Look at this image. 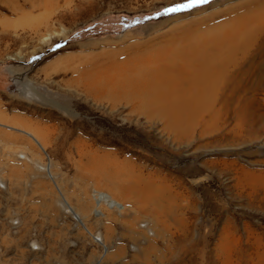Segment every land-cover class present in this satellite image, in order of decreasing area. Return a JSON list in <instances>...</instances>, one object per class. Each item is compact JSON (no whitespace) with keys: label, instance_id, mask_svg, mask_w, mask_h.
Segmentation results:
<instances>
[{"label":"rangeland","instance_id":"rangeland-1","mask_svg":"<svg viewBox=\"0 0 264 264\" xmlns=\"http://www.w3.org/2000/svg\"><path fill=\"white\" fill-rule=\"evenodd\" d=\"M246 25L253 43L208 107L174 109L185 117L176 126L89 87L111 63L168 47L211 60L217 37ZM146 181L153 193L135 187ZM261 255L264 0H0V264Z\"/></svg>","mask_w":264,"mask_h":264},{"label":"bare ground","instance_id":"bare-ground-1","mask_svg":"<svg viewBox=\"0 0 264 264\" xmlns=\"http://www.w3.org/2000/svg\"><path fill=\"white\" fill-rule=\"evenodd\" d=\"M252 29L253 28L250 27L248 29L246 25L242 29L239 28L236 32L233 30L231 33L227 34L225 32L223 35H219L220 37H217L216 40V42L219 43L218 50L215 56L214 54L209 56V59L213 58L211 60L204 59V62H198V60H196L197 58L189 60L187 59V57L190 56L188 53L184 55L179 51L180 48H170L168 47V43L165 45L168 47L167 51L165 52L164 50L163 53H158V56L155 57L154 60L146 61V59L142 57L139 61L136 59L137 62L132 64L122 63L119 65L111 63L108 67L106 66L107 68L102 69V71L104 70L103 72L98 70L102 73L103 77L100 79H93L91 77L92 80L95 81L91 82L89 87H91L90 89L93 94L96 93V98H104V96H107L110 100L117 98V101H119L121 99L120 97H123L129 103H136L137 107L145 108L150 106L148 110L152 111V113L154 112L159 118L163 119L167 117L166 121L174 123V125L175 122L176 124L178 122L182 123L185 121V117L182 115L173 116V114L177 113H172L174 109L182 112L181 109L187 106H193L194 108L204 107L205 109L210 105L209 101L215 91V87H218L217 84L224 78L228 66L230 67V65L236 64L239 54L246 51L251 43V35L254 32V29ZM230 34L236 37L232 38L231 46L223 49L226 39L228 40L226 37ZM171 41L173 42V40ZM219 45L222 48L220 50ZM182 47L183 46H181V49H183ZM203 47L206 48L203 53H209V46L206 47L204 45ZM181 54L182 57L180 56ZM240 62L242 63L241 60ZM177 66H179V68H177ZM115 102L113 104H116ZM166 111L169 112L167 113ZM193 116L195 117V115ZM105 156L107 155H104V157ZM112 165L113 163L111 162V166ZM118 166V162H114V167L116 168L114 170L115 173L118 171ZM148 181L143 183L139 182L135 187L142 192H144V189L147 194L153 193L152 184H150V182L147 184ZM155 191L158 190L156 189ZM110 202L113 203L114 201ZM260 257L261 260H264V255Z\"/></svg>","mask_w":264,"mask_h":264},{"label":"snow or ice","instance_id":"snow-or-ice-1","mask_svg":"<svg viewBox=\"0 0 264 264\" xmlns=\"http://www.w3.org/2000/svg\"><path fill=\"white\" fill-rule=\"evenodd\" d=\"M184 7H186V5H177L174 8L169 9V11H179V10H181Z\"/></svg>","mask_w":264,"mask_h":264}]
</instances>
